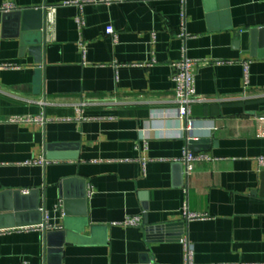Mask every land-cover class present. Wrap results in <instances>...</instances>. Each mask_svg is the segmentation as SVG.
<instances>
[{"label": "crops", "instance_id": "0c3cea01", "mask_svg": "<svg viewBox=\"0 0 264 264\" xmlns=\"http://www.w3.org/2000/svg\"><path fill=\"white\" fill-rule=\"evenodd\" d=\"M5 4L17 9L0 11V61L16 68L0 69V209L26 195L42 222L12 213L0 264H185L182 238L193 264H264V0ZM33 8L48 21L40 63L14 17ZM183 58L206 63L197 93L210 99L192 106L190 134L172 117ZM192 139L213 160L187 176Z\"/></svg>", "mask_w": 264, "mask_h": 264}, {"label": "built area", "instance_id": "2783aa9c", "mask_svg": "<svg viewBox=\"0 0 264 264\" xmlns=\"http://www.w3.org/2000/svg\"><path fill=\"white\" fill-rule=\"evenodd\" d=\"M185 2V0H183ZM17 9V7L13 4H5L3 6H0V11L3 12H13ZM49 16L54 13L55 8L50 7L46 8ZM77 23L79 25H83L84 22L81 17L77 18ZM48 21L45 24V28H48ZM108 36H110L114 42H117L118 35L114 31V29L111 26H108L105 30ZM206 63H202L200 61H196L193 59H187L183 58L180 61L173 62V74H172V82H175V90L172 96V104H175V109L173 110L172 117L175 118V120L179 123L181 130L186 133H192L194 128V117L192 116V106L196 103H204L209 102L210 99L203 98L198 95L197 93V81H196V68L199 65H205ZM16 68L13 65L10 64H3L0 61V69H14ZM162 117H167V113L163 112L160 113ZM11 122L18 123V122H34V120L26 119V118H18V119H12ZM213 158L211 156L201 154V153H195L191 152L189 150H185L183 163L185 165L186 174L187 176H190L194 171V165L195 163H210ZM47 161L44 159L42 160H36L34 164H46ZM259 165L262 167L264 166V157L259 159ZM30 192L26 191L25 194H29ZM202 218L201 215L194 213H186L185 219L193 221L194 219ZM45 224H42L39 228L44 229H51V226L47 225L48 221V214L45 212ZM127 225L130 226H140V222L138 218H129L126 221ZM181 242L184 244L185 247V264H193V255H192V249L190 246V242L186 238H182Z\"/></svg>", "mask_w": 264, "mask_h": 264}, {"label": "water", "instance_id": "95a60500", "mask_svg": "<svg viewBox=\"0 0 264 264\" xmlns=\"http://www.w3.org/2000/svg\"><path fill=\"white\" fill-rule=\"evenodd\" d=\"M14 17L18 18V21L20 22V25L22 26V31L25 32L26 35V39H25V44L30 45V51L33 55L36 56V63H40V53L42 52V47L43 45L46 44V40H47V33H45V24H46V19L47 16L44 13V11L40 8L38 9H25V10H18L15 12ZM255 34V32H254ZM202 144H208L207 141H196L194 139L189 140L188 141V145H189V149L190 151H194V152H200V147L199 145ZM50 158V156H49ZM76 181H79L82 186H83V198H86V194H87V190L85 189V185H84V180H80V179H74ZM66 184V181L64 183V185ZM35 193L33 192L32 195H34ZM19 195V192H17V195ZM20 195H22L20 193ZM23 196V195H22ZM19 197V196H18ZM28 196L24 195L23 197H19V200L15 199L14 201V206L12 205H7L5 209H0V230H2L3 228H13L16 225H18V227L20 226H28V225H38L41 224L42 222V212L40 210L39 204L33 205L30 208L27 207L23 202L25 201V199H29L27 198ZM65 215L66 217H72V215H74L73 212H71L69 210V206L67 204V201L65 203ZM27 209H32L34 211V214L36 216V219L31 223L29 220V216L24 215L23 212L24 210ZM12 213H16V216L20 215L23 217L21 222H18L20 224H14L13 223V217L14 214ZM83 215H85V212H82ZM80 214V215H82ZM19 216V218H20ZM165 228V227H164ZM163 229V228H161ZM167 229H170V226H167ZM46 239L49 240V238L51 237V233H46Z\"/></svg>", "mask_w": 264, "mask_h": 264}]
</instances>
